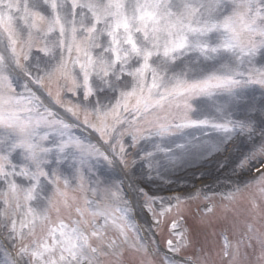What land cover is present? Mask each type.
<instances>
[{
    "label": "snow or ice",
    "instance_id": "snow-or-ice-1",
    "mask_svg": "<svg viewBox=\"0 0 264 264\" xmlns=\"http://www.w3.org/2000/svg\"><path fill=\"white\" fill-rule=\"evenodd\" d=\"M0 264H264V0H0Z\"/></svg>",
    "mask_w": 264,
    "mask_h": 264
},
{
    "label": "rangeland",
    "instance_id": "rangeland-1",
    "mask_svg": "<svg viewBox=\"0 0 264 264\" xmlns=\"http://www.w3.org/2000/svg\"><path fill=\"white\" fill-rule=\"evenodd\" d=\"M80 132H83V130H79ZM84 135H87V133L85 132ZM194 171L196 169H190L189 171ZM117 173H113V175H115ZM184 174L186 175L187 173H182L181 175L184 176ZM181 176V177H182ZM194 178H189L187 180H180V183L181 184H187L188 182H193L194 183ZM207 190V189H206ZM200 204L202 205L203 202L201 201H198V203H196V201H191L190 202V210H191V215L188 217L187 219V225L190 227V229L193 231V234L195 235L196 239L198 241H201L203 242L205 239L208 240L210 246H218V244L220 245L221 243H218V240H217V236L216 237H213L210 233L212 231V229H209V228H205L201 223H200V218L201 216L205 213V211H201L200 210ZM200 207V208H199ZM199 208V211L201 212V215H196L195 214V210ZM203 209V208H201ZM206 209V208H205ZM203 209V210H205ZM209 216L211 214H208ZM147 216V213L145 212H139L138 213V216H137V219L138 221L141 223V224H144V221H145V218ZM200 223V224H199ZM198 224L201 226L200 229H198ZM197 226V227H196ZM150 235V233H149ZM162 239H164L162 237ZM186 255H194V252L193 251H189L187 253H185Z\"/></svg>",
    "mask_w": 264,
    "mask_h": 264
}]
</instances>
